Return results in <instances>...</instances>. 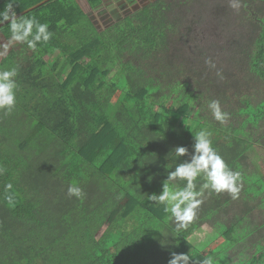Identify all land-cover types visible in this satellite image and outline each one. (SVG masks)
Instances as JSON below:
<instances>
[{
	"label": "trees",
	"instance_id": "trees-1",
	"mask_svg": "<svg viewBox=\"0 0 264 264\" xmlns=\"http://www.w3.org/2000/svg\"><path fill=\"white\" fill-rule=\"evenodd\" d=\"M41 1L0 0V12ZM103 2L88 0L91 9ZM256 2L264 0H239L242 29L218 64L202 49H173L177 33L196 38L194 20L182 28L188 0L148 1L103 28L79 0H51L20 17L47 23L53 36L35 50L25 44V57L11 49L0 58V70L18 71L16 107L0 112V264H168L174 252L190 264L208 256L264 264V175L249 158L264 148V6ZM1 31L10 38L9 24ZM212 100L228 113L224 124ZM201 129L240 173V191L233 199L205 190L195 219L178 229L149 196L190 158ZM176 146L189 155L177 158ZM71 183L83 198L68 196ZM204 223L223 238L208 252L191 241Z\"/></svg>",
	"mask_w": 264,
	"mask_h": 264
},
{
	"label": "clouds",
	"instance_id": "clouds-1",
	"mask_svg": "<svg viewBox=\"0 0 264 264\" xmlns=\"http://www.w3.org/2000/svg\"><path fill=\"white\" fill-rule=\"evenodd\" d=\"M230 7L239 9V0H230ZM9 24L11 36L3 45L0 55H6L9 48L16 44H27L28 48L35 50L38 44H46L50 41L53 33L49 31L47 23H40L35 17L18 18L12 3L0 12V24ZM211 64V61H208ZM215 67V65H212ZM18 71L15 67L7 70H0V112L5 115L11 114L17 103V81ZM219 75V72H218ZM213 118L224 124L228 119V113L223 111L218 100H212L208 104ZM177 158L189 155L186 146H176L174 149ZM197 178H202L203 183L197 190ZM185 181L183 188L176 189L170 182ZM240 173L234 172L226 164L221 155L213 148L211 133L201 129L194 133L193 151L190 158L177 164L174 170L168 173L163 183L162 191L157 195L149 196L152 201L165 206V211L174 218L178 229H186L195 219L199 206L203 203L201 197L205 190L220 194L229 193L233 199L239 195L240 188L238 181ZM68 196L83 198V190L76 183L68 187ZM191 257L187 253H172L168 264H190ZM198 264H215L214 258L205 257Z\"/></svg>",
	"mask_w": 264,
	"mask_h": 264
},
{
	"label": "rangeland",
	"instance_id": "rangeland-1",
	"mask_svg": "<svg viewBox=\"0 0 264 264\" xmlns=\"http://www.w3.org/2000/svg\"><path fill=\"white\" fill-rule=\"evenodd\" d=\"M89 9L90 5L88 0H79ZM97 9H91V15L95 19V22L99 28H103L112 22L117 21L120 18L125 17L129 12L146 4L148 1L156 0H104ZM171 1V0H167ZM189 10H186L183 14L184 26L182 28L188 29L191 21L194 20L195 23L191 24L192 32L191 37L194 36L195 39H187L186 36L177 33L174 36L173 49L175 51L178 49L186 50L188 53L193 54L195 51H206L210 56L216 57L213 59L214 63H219L221 56L233 55V49L230 47V41L236 40V31L241 30L236 26V21L238 20V12L243 8L240 4L239 9H233L230 7V0H188ZM186 4V1L183 2ZM182 7L184 4H181ZM264 3L256 2L254 8L263 7ZM181 7V8H182ZM178 8V9H181ZM244 12V11H243ZM250 38L249 32L246 33V38L243 40L247 42ZM0 29V45L7 42ZM25 44L16 43L12 45L11 49H17L22 53L23 57L28 55L25 51ZM183 50V52H184ZM0 51H3L0 47ZM7 52V53H8ZM3 55H0V58ZM205 60H209L206 57ZM237 74V79H240L244 83V89H249L250 86L246 85L247 82L244 81L245 73L243 68L240 70L237 68L235 71ZM248 74V72H247ZM178 122L175 123L172 129L179 131L177 128ZM249 158L253 164V168L258 171L261 175H264V148L260 146H255V148L249 153ZM238 207V204L235 208ZM233 209L230 210L228 216L230 217ZM191 241L197 246L202 245V250L208 252L213 247L217 246L223 241L221 236L216 235L212 226L208 223H204L200 231H197L192 237Z\"/></svg>",
	"mask_w": 264,
	"mask_h": 264
},
{
	"label": "water",
	"instance_id": "water-1",
	"mask_svg": "<svg viewBox=\"0 0 264 264\" xmlns=\"http://www.w3.org/2000/svg\"><path fill=\"white\" fill-rule=\"evenodd\" d=\"M49 1H51V0H42L41 2H39V3L35 4L34 6L30 7L29 9H26V10L20 12V13H17L18 18H20L21 16L26 14L28 11L33 10V9H35V8L41 6V5H43V4H45V3L49 2ZM7 24H8L7 22H5L3 24H0V29L3 28Z\"/></svg>",
	"mask_w": 264,
	"mask_h": 264
}]
</instances>
